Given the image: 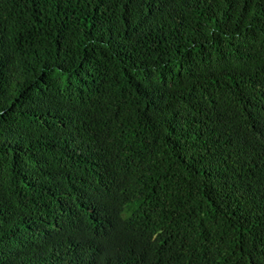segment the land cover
Masks as SVG:
<instances>
[{
	"label": "trees",
	"instance_id": "1",
	"mask_svg": "<svg viewBox=\"0 0 264 264\" xmlns=\"http://www.w3.org/2000/svg\"><path fill=\"white\" fill-rule=\"evenodd\" d=\"M0 264H264V0H0Z\"/></svg>",
	"mask_w": 264,
	"mask_h": 264
}]
</instances>
